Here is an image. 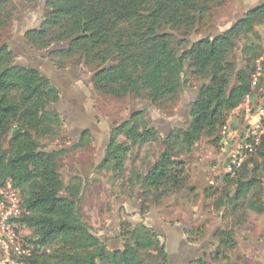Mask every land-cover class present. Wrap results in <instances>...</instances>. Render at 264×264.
I'll return each instance as SVG.
<instances>
[{
  "label": "trees",
  "instance_id": "obj_1",
  "mask_svg": "<svg viewBox=\"0 0 264 264\" xmlns=\"http://www.w3.org/2000/svg\"><path fill=\"white\" fill-rule=\"evenodd\" d=\"M229 2L46 0L42 24L25 34V44L47 52L57 70L84 67L93 73V90L115 100L166 109L187 89H198L184 128L162 136L139 111L111 132L96 173L122 180L129 197L142 201V215L170 196L194 195L186 162L179 158L192 154L204 139L218 151L233 146L231 116L262 89L264 35L259 29H264V2L225 32L192 40L215 23ZM15 10L12 0H0V175L20 192L23 213L18 223L28 229L26 238L35 246L29 262L169 264L167 247L154 228L122 224V236L127 237L122 249L112 250L85 221L83 178L76 175L65 184L60 160L67 151L47 152L43 147L48 138L64 139L65 121L54 109L61 91L39 69L18 65L4 43ZM252 130L248 124L237 139L242 142L237 149L240 163L229 171V158L225 173L217 178L219 187L204 191L205 199L212 200L208 206L223 224H230L216 233V261L236 249V229L245 226L250 213L264 215V133L256 137ZM89 135L75 149L83 148ZM150 147L161 148L160 154L152 156ZM144 148L149 149L145 156L140 155ZM206 231V223L191 228L188 242L200 240ZM195 263L207 264L203 257Z\"/></svg>",
  "mask_w": 264,
  "mask_h": 264
},
{
  "label": "rangeland",
  "instance_id": "obj_2",
  "mask_svg": "<svg viewBox=\"0 0 264 264\" xmlns=\"http://www.w3.org/2000/svg\"><path fill=\"white\" fill-rule=\"evenodd\" d=\"M45 1L12 0L16 10L13 23L6 31L4 43L8 44L14 52L18 65L39 69L58 85L66 83V78L71 81L69 90L76 97L78 96L76 99L79 103L78 107L67 102L69 97L61 95L63 103L57 107L65 121L64 139L48 138L43 142V147L47 152L67 151L60 160V172L65 184L76 175L83 178L86 186L81 204L82 214L93 232L101 237L112 250L122 249L123 239L127 237L126 235L122 236V224L129 223L135 226L144 223L154 228L161 236L162 242L171 253L170 264H183L181 259L183 247L180 244L176 252L173 250L166 225L178 227L180 230L184 228L187 233L191 228L206 223L205 236L200 240L194 239L193 243L188 242L191 246L200 249L195 251L196 254L188 255L185 264H197L196 260L202 257L207 264H264V215L252 213L249 214L245 226L236 229L238 242L236 249L226 253L225 258L221 257L217 261L212 259L218 242L215 241L216 233L221 227L226 228L230 224H228V220L223 224L220 216L208 206L212 200H206L204 194V191L210 187H219L217 178L225 173L224 162L232 158L233 154L237 155L238 150H241L242 142L237 140L239 134L247 129L248 124L258 120L255 117L258 114L254 110L256 107H264V82L261 91L253 99H248L242 109L231 116L229 137L235 142L233 146H229L230 149L228 147L218 151L208 140L204 139L192 154L179 158L186 162L191 177L190 183L196 188L194 195L187 198V192H185L183 195L170 196L164 199L165 201L159 207L150 206L142 215L144 207L142 201L135 197H129L127 185L123 186L122 180L114 181L109 174L96 173V166L105 157L110 132L139 111L144 112L150 126L159 129L162 136H167L173 128H184L188 121L189 105L194 100L198 89H187L175 105L166 109H157L146 102L129 99L115 100L95 92L91 85L93 73L84 67L67 70L69 77L60 76L61 70L53 69V65L46 58L47 52L31 49L21 40L25 30L38 28L42 24L47 12ZM263 2L264 0H230L228 6L218 13L215 23L195 35L192 40L217 36L225 32L248 10ZM259 31L264 35V29H259ZM74 86L76 90L73 89ZM75 110H78L79 114ZM80 115H83L87 120L86 125L90 128L85 133L93 128L95 130L89 132L88 141L83 148L75 149V146L81 141L79 139L81 128L79 129L76 125ZM234 127L240 130L239 133L235 131ZM147 150L149 149L141 150L140 155L145 156ZM160 152L161 148L159 147H154L151 150L152 156L153 153L159 155ZM134 162L133 156L128 162L127 168H131ZM186 239H188L187 234Z\"/></svg>",
  "mask_w": 264,
  "mask_h": 264
},
{
  "label": "built area",
  "instance_id": "obj_3",
  "mask_svg": "<svg viewBox=\"0 0 264 264\" xmlns=\"http://www.w3.org/2000/svg\"><path fill=\"white\" fill-rule=\"evenodd\" d=\"M259 76L260 72L255 78L254 85ZM257 114L255 117L258 120L250 124L253 128L252 134L256 137L264 133V108ZM238 155L239 153L233 154L229 171L240 163ZM22 213L19 190L11 179L2 180L0 175V264H31L29 259L34 255L35 246L26 238L28 229L18 223Z\"/></svg>",
  "mask_w": 264,
  "mask_h": 264
},
{
  "label": "crops",
  "instance_id": "obj_4",
  "mask_svg": "<svg viewBox=\"0 0 264 264\" xmlns=\"http://www.w3.org/2000/svg\"><path fill=\"white\" fill-rule=\"evenodd\" d=\"M53 69L56 70V68L53 67ZM67 70L65 71H61V74L60 76H68V72H66ZM66 83H63V85H58L56 82L54 84H56V86L59 88V90L61 91V95H65V97H69L70 99H67V102H69V104L73 105L72 102L75 103V107H78V101L76 99H78L73 93L71 90H69V85L71 84V81L66 78ZM54 82V81H53ZM71 87H73L71 85ZM75 86H74V88ZM63 98V97H62ZM76 113L79 114L78 110H75ZM81 119H84V121H81ZM77 121H78V124H76L78 126V128L80 129L79 131H81L82 129L84 128H88L87 127V123H86V120L85 118L83 117V115H80L78 118H77ZM166 228H168V237H169V240L171 241L172 243V246H173V250H175V252L178 250V246H180V244L182 245L183 247V253L181 255V259L183 260V264H185L187 262V257L188 255H191L192 253L196 254L197 251H199L198 249H200L199 247H196V246H191L190 243H188L187 239H186V233L184 231V228H182V230H180V228L178 227H171L170 225H166ZM182 241V242H180ZM168 250V253H169V264L171 263V253ZM196 251V252H195Z\"/></svg>",
  "mask_w": 264,
  "mask_h": 264
},
{
  "label": "flooded vegetation",
  "instance_id": "obj_5",
  "mask_svg": "<svg viewBox=\"0 0 264 264\" xmlns=\"http://www.w3.org/2000/svg\"><path fill=\"white\" fill-rule=\"evenodd\" d=\"M28 30H25L24 31V33H23V35H22V39L21 40H23L24 41V43H25V40H24V37H25V34H26V32H27ZM55 68V67H54ZM61 71H63V70H61ZM64 97H65V95H64ZM61 103H63V100H60V102L57 104V105H60ZM72 106H75V103L74 102H72ZM57 105L54 107V109H56L57 111H59L60 112V110H59V108L57 107ZM62 114V113H61ZM135 114V113H134ZM86 120V119H85ZM147 120V119H146ZM81 121H84V119H81ZM87 121V120H86ZM92 127H94V126H92ZM88 129H90V128H84V129H82L79 133V139H82V137L84 136V134H85V132L88 130ZM114 129V128H113ZM112 129V130H113ZM94 130H95V128H93L92 130H90L89 132H94ZM112 130H111V132H112ZM111 132H110V135H111ZM110 139V138H109Z\"/></svg>",
  "mask_w": 264,
  "mask_h": 264
}]
</instances>
